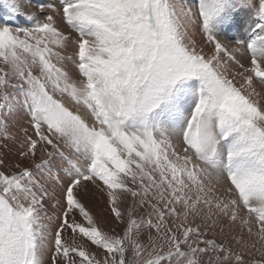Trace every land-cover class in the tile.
<instances>
[{
	"label": "snow or ice",
	"instance_id": "1",
	"mask_svg": "<svg viewBox=\"0 0 264 264\" xmlns=\"http://www.w3.org/2000/svg\"><path fill=\"white\" fill-rule=\"evenodd\" d=\"M0 11V264H264V0Z\"/></svg>",
	"mask_w": 264,
	"mask_h": 264
},
{
	"label": "rangeland",
	"instance_id": "2",
	"mask_svg": "<svg viewBox=\"0 0 264 264\" xmlns=\"http://www.w3.org/2000/svg\"><path fill=\"white\" fill-rule=\"evenodd\" d=\"M31 2L35 3V0H31ZM53 2H54V0H53ZM23 3L25 5V7L29 6V0H23ZM3 15H4V13L2 11H0V16H3ZM17 23L23 25L24 24L23 18L18 20ZM25 26H27V25H25ZM197 40H198V42L200 41V38L198 36H197ZM206 51H207V49H206ZM257 88L259 90L261 88V86L259 84H257ZM17 115H18V124H17V127L13 128L12 130L19 132V128L27 126V124H26L27 116L23 110H20ZM19 135L22 137V133H19ZM9 147H10L12 153H15L18 150V145L10 143ZM2 150L3 149H0V151H2ZM16 159H17V157L15 155H13L11 153L8 155V161L9 162L15 161ZM38 159H39V157H38ZM24 163H30V162L25 161ZM84 199H85L86 205L93 212L94 216L97 217L98 222L100 223V225L102 227H104L107 230L108 228L114 226L115 222H114V220H113V218H112V216L108 210L106 196L102 192H100L94 188H90V196L85 197ZM52 211L53 210L50 208L49 212L51 213ZM117 230H119V228ZM209 235H211V233ZM217 235H218V238H220V239L224 238V237L219 236L218 230H217Z\"/></svg>",
	"mask_w": 264,
	"mask_h": 264
}]
</instances>
